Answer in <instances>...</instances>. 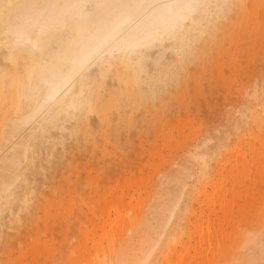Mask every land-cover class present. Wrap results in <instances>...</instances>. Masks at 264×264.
<instances>
[{
    "label": "bare ground",
    "instance_id": "1",
    "mask_svg": "<svg viewBox=\"0 0 264 264\" xmlns=\"http://www.w3.org/2000/svg\"><path fill=\"white\" fill-rule=\"evenodd\" d=\"M99 1L0 0V246L5 251L10 240L3 229H16L37 209V176L63 169L73 146L84 149L94 146L97 136L118 139L129 131L134 120L128 111L161 101L235 2ZM254 114L262 127L264 104ZM229 124L227 134L239 127L233 119ZM211 141L195 146L198 155L211 151ZM196 157L179 160L157 183V197L163 199L153 209L157 229L146 236L140 254L131 258L127 243L119 242L117 248L98 246L87 255V223L79 222L81 253L71 249L67 261L168 264L183 232L187 208L180 205ZM122 209L115 208L121 223ZM135 232L130 230V242ZM232 249L243 250L245 257L227 256L226 264L264 259V226L238 234Z\"/></svg>",
    "mask_w": 264,
    "mask_h": 264
},
{
    "label": "rangeland",
    "instance_id": "2",
    "mask_svg": "<svg viewBox=\"0 0 264 264\" xmlns=\"http://www.w3.org/2000/svg\"><path fill=\"white\" fill-rule=\"evenodd\" d=\"M216 25L159 103L128 111L129 131L73 146L63 169L37 176V209L16 229H3L10 245L0 246V264H70V250L82 249L79 222L87 223V255L119 242L131 258L140 254L157 229V183L191 154L197 157L180 205L187 208L183 232L168 264L244 259L243 250L232 249L236 236L264 226V125L254 118L264 104V0H235ZM232 119L239 127L227 134ZM205 138L212 149L202 157L195 146ZM120 207L123 223L115 220Z\"/></svg>",
    "mask_w": 264,
    "mask_h": 264
}]
</instances>
